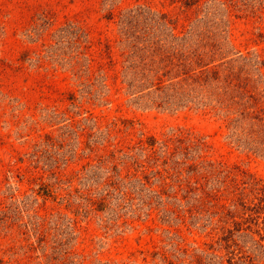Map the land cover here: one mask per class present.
Returning a JSON list of instances; mask_svg holds the SVG:
<instances>
[{
    "label": "rangeland",
    "instance_id": "rangeland-1",
    "mask_svg": "<svg viewBox=\"0 0 264 264\" xmlns=\"http://www.w3.org/2000/svg\"><path fill=\"white\" fill-rule=\"evenodd\" d=\"M149 44L218 71L139 90ZM260 117L264 0H0V264H264Z\"/></svg>",
    "mask_w": 264,
    "mask_h": 264
},
{
    "label": "trees",
    "instance_id": "trees-1",
    "mask_svg": "<svg viewBox=\"0 0 264 264\" xmlns=\"http://www.w3.org/2000/svg\"><path fill=\"white\" fill-rule=\"evenodd\" d=\"M171 36L176 39L183 38V36H179L175 33L173 28L171 29ZM208 55H212L210 49L205 51L195 50L189 55L188 53L179 51L177 48L173 51H169L158 44L152 47L150 44L147 46L144 45L141 50V59L139 56L140 61L137 64L138 72L141 75V81L137 86L139 90L151 88L149 90H152V92H162L164 90H174L177 92L176 89L181 87V92H183L185 89L183 88L184 79L187 77L190 78L192 82L197 81V77H200V79L202 78L200 73L205 75V73L210 72L213 74L212 78L215 77L220 64L210 59L203 62ZM195 71L200 75H195ZM145 82H147V84H145ZM193 84L189 86L190 90L193 89ZM251 108L252 109L247 108L246 110H240V112H243V118L249 117L251 119L256 117V109L254 110L253 106H251ZM257 125L259 126L257 129L250 131L255 138H259L260 135L264 134V119H262V117L259 118ZM178 140L179 142L182 141V139ZM184 152H186V150L182 151V153ZM171 153H179V151L174 149ZM252 182L253 184L251 186L255 192L253 197H257L259 203H261L264 208V184L256 177H253Z\"/></svg>",
    "mask_w": 264,
    "mask_h": 264
}]
</instances>
